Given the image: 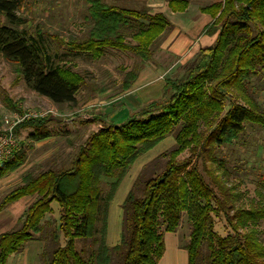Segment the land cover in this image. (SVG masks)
<instances>
[{"label": "trees", "instance_id": "trees-1", "mask_svg": "<svg viewBox=\"0 0 264 264\" xmlns=\"http://www.w3.org/2000/svg\"><path fill=\"white\" fill-rule=\"evenodd\" d=\"M26 1L0 0V13L6 19L0 25V54L15 64L35 92L56 103L75 102L84 82L82 74L58 62L60 46L92 56L113 47L148 61L153 44L170 27L164 14L151 13L146 6L87 0L93 21L87 36L64 41L40 26L26 25V19L17 14ZM214 10L219 12L214 19L219 23L213 21L207 27L217 34L214 44L198 51L182 79L167 81L161 99L120 124L93 132L69 166L25 172L21 182L1 198L0 209L22 196L34 197L18 226L0 233V264H7L25 242L43 239L38 234L54 200L60 206L58 232L65 242L43 250L47 264H157L165 250L164 232H175L184 212L191 222L184 244L189 264H199L204 245L208 264H264V243L255 228L264 220V193L259 190L261 200L249 207L228 206L232 187L208 170L218 192L197 163L198 159L214 160L216 149L234 142L248 125L264 129V105L252 92L254 81L264 80V0H224ZM125 27H133L135 43L126 41ZM52 41L58 46L54 52ZM138 73H127L125 88ZM50 116L24 119L18 128H31L28 139L33 142L44 140L53 135L47 124L58 122ZM172 132L175 147L158 157L166 158L161 169L149 174L146 166L137 176L122 204L121 241L109 246V206L122 179L138 156ZM186 150L189 155L179 159ZM27 155V147L16 150L1 164L0 178L21 167ZM104 177L110 178L106 190L101 185ZM260 186L264 189V178ZM221 212L232 228L225 236L213 226V213ZM58 232L52 233L54 243ZM77 238L89 244L78 248Z\"/></svg>", "mask_w": 264, "mask_h": 264}, {"label": "rangeland", "instance_id": "rangeland-1", "mask_svg": "<svg viewBox=\"0 0 264 264\" xmlns=\"http://www.w3.org/2000/svg\"><path fill=\"white\" fill-rule=\"evenodd\" d=\"M104 1L116 3V0ZM120 5L132 8L144 7L129 2ZM17 14L26 19V25L29 27L40 26L43 30L57 35L64 41L70 40L71 37L85 38L93 23L92 19L89 18L87 0H27L17 11ZM215 21L213 23L218 25L219 20ZM5 22V17L0 13V25ZM133 32V27H125L123 30L128 43L136 42L132 36ZM209 34L215 35L214 39L201 48L214 44L217 34L210 32ZM51 43L54 52L58 46L56 41ZM158 43L159 38L153 44V48ZM58 49L60 52L58 62L69 65L73 71L82 74L84 77V82L76 94V101L72 103H56L35 92L16 71L15 64L0 54V130L3 128L5 118L14 113L62 116L58 122L47 124V128L51 130L53 135L44 140L33 142L28 139L31 128H17L19 146L27 147L28 155L21 167L0 180V197L5 191L18 184L27 171L38 173L48 167L69 166L78 147L93 132L111 123L120 124L136 112L127 107L128 111L125 117L122 119L114 118L115 110L119 109L118 105L114 103L129 89L133 88L137 82L139 73L131 86L125 88L123 83L127 73L131 70L139 72L147 61H143L139 55L133 52L113 47L104 48L103 52L96 56L85 52L72 53L66 51L65 46H60ZM188 63L184 67H187ZM184 67L178 68L176 72L172 73L169 80L182 79L186 71ZM252 92L264 105V80H255ZM19 108L22 113L19 112ZM175 145V134L172 132L138 156L131 165L110 202L109 227L106 236V242L109 246L116 245L121 241L124 217L122 204L137 176L146 166L149 174L156 169H161L166 158L158 157ZM188 155L189 151L186 150L179 156V159ZM197 163L207 181L217 191L218 187L208 170H213L216 174L224 177L226 185L232 187L228 206L249 207L258 203L261 200L259 190L264 193V189L260 186V181L264 178V129L257 125H248L246 131L241 133L234 142L216 149L214 160L198 159ZM109 181L110 178H102L101 185L104 190L107 189ZM220 195L223 196V194ZM59 217L60 206L54 200L51 202V210L45 214L42 221L43 229L38 236L43 239H37L42 243V248L37 254L34 264H47L48 258L43 256V250L50 251L55 245L64 244L65 237L62 232H58ZM213 218V226L218 233L225 236L232 232V228L222 212L219 215L213 213ZM17 226L18 223L2 230ZM190 226L188 214L184 212L182 223L178 229L175 232H164V241L170 240L171 236L177 237L178 235L180 246L185 249L184 244L189 238ZM255 228L258 239L264 243V220ZM54 231L59 234L57 243L52 240ZM37 240L25 242L18 251L8 258V264H21L20 258L17 259L16 256L21 257L23 248L36 243ZM86 242L88 241L84 238L76 239L78 248H81ZM86 246L88 247V245ZM86 246L84 247L86 248ZM207 259L208 250L204 245L200 250L199 264H208Z\"/></svg>", "mask_w": 264, "mask_h": 264}, {"label": "crops", "instance_id": "crops-1", "mask_svg": "<svg viewBox=\"0 0 264 264\" xmlns=\"http://www.w3.org/2000/svg\"><path fill=\"white\" fill-rule=\"evenodd\" d=\"M223 1L116 0V4L136 3L148 7L152 13H162L169 20L170 27L159 37V43L154 47L151 59L139 71L134 87L115 101L114 104L118 105L119 109L115 110L114 118L122 119L125 117L128 111L127 107L138 111L150 102L163 97L165 85L171 74L176 72L178 68L186 66V63L196 55L201 47L208 45L214 39L215 35H210L207 27L219 13L215 12V6L220 5ZM184 68L186 70V67ZM11 189L5 191L0 200ZM33 198L31 195L22 196L0 209V233L11 230L2 229L18 223L19 218ZM178 238V235L177 237L171 236L170 240L164 241L165 250L157 264H189L188 252L180 246ZM41 248L42 243L37 240L36 243L24 247L21 257L16 256V258H20L21 264H34Z\"/></svg>", "mask_w": 264, "mask_h": 264}, {"label": "built area", "instance_id": "built-area-1", "mask_svg": "<svg viewBox=\"0 0 264 264\" xmlns=\"http://www.w3.org/2000/svg\"><path fill=\"white\" fill-rule=\"evenodd\" d=\"M37 116L31 113H25L23 115L14 113L5 118L3 128L0 130V166L3 162L10 159L15 151L20 148L17 138L18 124L24 119Z\"/></svg>", "mask_w": 264, "mask_h": 264}, {"label": "water", "instance_id": "water-1", "mask_svg": "<svg viewBox=\"0 0 264 264\" xmlns=\"http://www.w3.org/2000/svg\"><path fill=\"white\" fill-rule=\"evenodd\" d=\"M50 119H55V120H61L62 116H58V115H52L49 117Z\"/></svg>", "mask_w": 264, "mask_h": 264}]
</instances>
